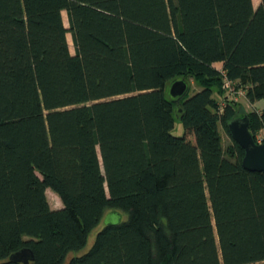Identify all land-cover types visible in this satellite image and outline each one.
Masks as SVG:
<instances>
[{
    "label": "trees",
    "instance_id": "obj_1",
    "mask_svg": "<svg viewBox=\"0 0 264 264\" xmlns=\"http://www.w3.org/2000/svg\"><path fill=\"white\" fill-rule=\"evenodd\" d=\"M217 63L264 102V0H0V264H63L111 211L68 264H263L264 173L227 124L258 142L264 108L239 112Z\"/></svg>",
    "mask_w": 264,
    "mask_h": 264
},
{
    "label": "water",
    "instance_id": "obj_2",
    "mask_svg": "<svg viewBox=\"0 0 264 264\" xmlns=\"http://www.w3.org/2000/svg\"><path fill=\"white\" fill-rule=\"evenodd\" d=\"M187 90V83L184 80H178L172 83L169 92L173 98H182ZM227 128L232 139L244 150L243 168L250 172L264 173V143L257 142L250 132L249 117L233 118L228 122ZM108 218V225L122 221L121 213L117 211H114ZM10 259L20 264H31L35 258L30 249H23L13 254Z\"/></svg>",
    "mask_w": 264,
    "mask_h": 264
},
{
    "label": "rangeland",
    "instance_id": "obj_3",
    "mask_svg": "<svg viewBox=\"0 0 264 264\" xmlns=\"http://www.w3.org/2000/svg\"><path fill=\"white\" fill-rule=\"evenodd\" d=\"M261 0H253V4L255 9L260 5ZM63 18H64V22L67 28H69V23H68V16L66 14V12L63 13ZM68 41H69V46H70V51L71 53L74 55L75 54V49L73 46V42H72V38H71V34H68ZM215 67L219 70L222 71L223 69V65L221 63H217L215 64ZM187 84L190 87V90L188 91V97L192 96L196 91H198L200 89L199 85L197 83H195L192 79L187 80ZM223 85V82L221 84V87ZM223 88V87H222ZM169 86L167 87V96L169 98L170 92H169ZM218 103L221 107H223V105L225 104L223 102V97H221L220 95L217 94L216 96ZM229 99H232L233 103H235V107L236 109L241 112L242 114L244 113H250L252 111H261L262 108H264V102H258L255 104H251L247 97L245 92H243L242 95H234V96H229ZM176 118V122H175V127L173 130V134L177 135V136H181L184 134V129L181 125L180 122V116L177 113L175 115ZM220 131H221V135L223 138V143L225 145V147L230 143V137L228 136V134L226 133L225 129L223 128V126L220 127ZM264 138V130H261L260 132L257 133V139L259 143H262V140ZM47 198L49 201V204L51 206L52 209H60L62 207V202L60 200V198L50 189L47 190ZM114 211L111 212H107V214L103 217V219L101 220L100 224L91 232V234L89 235L88 238V242L87 245L85 246L84 249H82L81 252L79 253H72L71 255L68 256V258L65 260V262L63 264H68L69 259L71 256H79L82 254H85L86 252H88V250H90V248L92 247L95 238L97 236V233L106 225L109 224L108 222V217L109 215H111ZM122 220L126 218V214H122ZM264 264V263H263Z\"/></svg>",
    "mask_w": 264,
    "mask_h": 264
},
{
    "label": "built area",
    "instance_id": "obj_4",
    "mask_svg": "<svg viewBox=\"0 0 264 264\" xmlns=\"http://www.w3.org/2000/svg\"><path fill=\"white\" fill-rule=\"evenodd\" d=\"M220 72L224 77L222 87L227 96L242 95L243 92H245L244 90L237 88V85L234 81H231L225 77L223 69Z\"/></svg>",
    "mask_w": 264,
    "mask_h": 264
},
{
    "label": "crops",
    "instance_id": "obj_5",
    "mask_svg": "<svg viewBox=\"0 0 264 264\" xmlns=\"http://www.w3.org/2000/svg\"><path fill=\"white\" fill-rule=\"evenodd\" d=\"M62 208V207H61Z\"/></svg>",
    "mask_w": 264,
    "mask_h": 264
}]
</instances>
